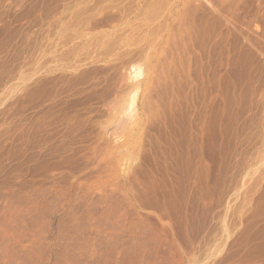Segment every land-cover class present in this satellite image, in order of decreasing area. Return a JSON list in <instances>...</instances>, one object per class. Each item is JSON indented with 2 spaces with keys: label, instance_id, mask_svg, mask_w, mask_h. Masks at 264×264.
Here are the masks:
<instances>
[{
  "label": "rangeland",
  "instance_id": "374dc122",
  "mask_svg": "<svg viewBox=\"0 0 264 264\" xmlns=\"http://www.w3.org/2000/svg\"><path fill=\"white\" fill-rule=\"evenodd\" d=\"M0 264H264V0H0Z\"/></svg>",
  "mask_w": 264,
  "mask_h": 264
}]
</instances>
